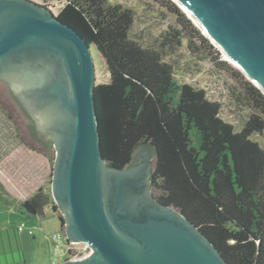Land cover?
<instances>
[{"label":"water","instance_id":"obj_1","mask_svg":"<svg viewBox=\"0 0 264 264\" xmlns=\"http://www.w3.org/2000/svg\"><path fill=\"white\" fill-rule=\"evenodd\" d=\"M180 2L264 93V0ZM95 71L89 43L47 6L0 0V78L41 129L56 130L51 193L61 228L69 241L90 245L83 258L59 264H229L194 222L152 195L150 149L140 165H108Z\"/></svg>","mask_w":264,"mask_h":264},{"label":"trees","instance_id":"obj_2","mask_svg":"<svg viewBox=\"0 0 264 264\" xmlns=\"http://www.w3.org/2000/svg\"><path fill=\"white\" fill-rule=\"evenodd\" d=\"M36 2L75 28L105 63L109 77L95 83L94 97L108 165H135L136 154L150 149L157 199L194 222L229 264H264V147L252 137L264 130V93L247 88L260 114L237 130L221 116L220 101L179 82L157 50L129 38L131 8L107 0ZM0 197L31 215L50 205L59 210L43 188L20 201L0 180ZM59 218L63 226L64 216Z\"/></svg>","mask_w":264,"mask_h":264},{"label":"rangeland","instance_id":"obj_3","mask_svg":"<svg viewBox=\"0 0 264 264\" xmlns=\"http://www.w3.org/2000/svg\"><path fill=\"white\" fill-rule=\"evenodd\" d=\"M107 1L131 8L134 21L129 38L144 47L157 50L173 66L179 82L203 88L211 100L220 101L221 116L234 124L237 130L243 128L251 114H260L247 96V88L251 85L259 87L242 69L225 58L222 50L174 0ZM175 9L184 14L183 22ZM92 54L96 69L95 83L106 81L109 75L103 59L94 50ZM7 93L0 82V178L6 184L5 188L8 186L15 190V185L22 184L24 177L28 179L34 172H40L41 177L45 176L46 179L41 188L53 198L51 182L55 149L51 148L46 154L36 151L39 144L29 136L20 106L14 104L7 116L4 101L13 102ZM252 137L264 147V130L254 133ZM29 143L36 147L31 149ZM151 164L155 165L153 156ZM33 188V185L24 187L25 194L21 197H30ZM60 214V210L55 211L50 205L45 208L44 214L31 215L0 197V263L8 261L12 264L15 260L19 264H53L54 244L49 236L62 231ZM22 224L25 229L19 232L18 227ZM16 234L19 248L16 245Z\"/></svg>","mask_w":264,"mask_h":264},{"label":"flooded vegetation","instance_id":"obj_4","mask_svg":"<svg viewBox=\"0 0 264 264\" xmlns=\"http://www.w3.org/2000/svg\"><path fill=\"white\" fill-rule=\"evenodd\" d=\"M0 82L5 86V88L7 89V92H8L7 94L9 95L10 99L13 101V102H10L9 100H6L7 102L4 101V103L7 105V106H4L6 109L5 111L8 112L7 116H9V114H10L9 109H12V107H14V104H17L18 106H20V108L23 112V115L25 116L28 134L35 142H37V144H39L37 146L38 149L36 148V151L37 150H39V152L43 151V154H46V151H49L51 148H54V146H55L54 140H55V137L57 134L56 130H54V129H41L39 124H38L36 114H34L30 108H28L27 106H25L23 104L20 97L14 92L11 82H9L5 79H2V78H0ZM0 107H2L1 104H0ZM50 144L52 146H50ZM29 145H30L31 149H32V147H36V145L33 146L34 144H31V143H29ZM146 150H140L136 154V160L138 161V163L135 165H131V166L127 167V169L132 168L136 165H140L143 162L142 160L144 158V155H141V153L146 151ZM151 187H152V195L155 198H157L155 195V192H154V188L152 186V182H151Z\"/></svg>","mask_w":264,"mask_h":264},{"label":"built area","instance_id":"obj_5","mask_svg":"<svg viewBox=\"0 0 264 264\" xmlns=\"http://www.w3.org/2000/svg\"><path fill=\"white\" fill-rule=\"evenodd\" d=\"M25 228L24 224L18 227L19 231ZM33 234V231H29ZM54 244L55 258L53 264H59L67 260H74L83 258L86 249L90 248V245L86 241L76 242L69 241L64 231L54 232L49 236Z\"/></svg>","mask_w":264,"mask_h":264},{"label":"crops","instance_id":"obj_6","mask_svg":"<svg viewBox=\"0 0 264 264\" xmlns=\"http://www.w3.org/2000/svg\"><path fill=\"white\" fill-rule=\"evenodd\" d=\"M40 174H41L40 172H38V173L34 172L33 175L31 177H29L28 179L26 177H24L22 184L17 185V186L15 185V190H12V189L8 188V186H7L6 187L7 192L11 195L12 198H15V199L20 200V201H23V200L30 198L38 189L43 187V185L45 184V181H46L45 176L41 177ZM26 179H27V181H26ZM0 180H1V178H0ZM1 181L4 184V186H6L5 182L3 180H1ZM28 185H30V187L33 185V187H34L33 193L28 198H22L21 196H24V194H25L24 187H27ZM18 193H20V196L18 195ZM61 227H62V223H61ZM24 229H23V231H24ZM6 263L11 264L8 261ZM15 263H16V261L14 260L12 264H15Z\"/></svg>","mask_w":264,"mask_h":264},{"label":"bare ground","instance_id":"obj_7","mask_svg":"<svg viewBox=\"0 0 264 264\" xmlns=\"http://www.w3.org/2000/svg\"><path fill=\"white\" fill-rule=\"evenodd\" d=\"M182 9H183V11H185L187 14H188V16L197 24V26L199 27V28H201L202 29V31L204 32V34L206 35V36H208L221 50H222V52L224 53V55H225V58H227L229 61H231L234 65H236L237 67H239L240 69H242L246 74H247V76L248 77H250V79H252L253 80V82L257 85V86H259V87H261L260 85H259V83L255 80V79H253L248 73H247V71L216 41V40H214V38L207 32V30L205 29V27L203 26V24L200 22V20L194 15V14H192L190 11H189V9H187L186 8V6L182 3V2H180V0H174Z\"/></svg>","mask_w":264,"mask_h":264}]
</instances>
